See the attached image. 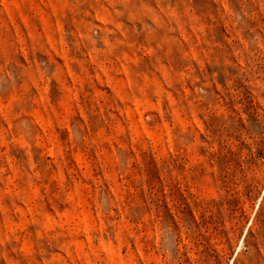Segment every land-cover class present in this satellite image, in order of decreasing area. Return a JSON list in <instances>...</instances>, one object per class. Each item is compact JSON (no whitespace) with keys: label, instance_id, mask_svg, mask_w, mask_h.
Returning a JSON list of instances; mask_svg holds the SVG:
<instances>
[{"label":"rangeland","instance_id":"rangeland-1","mask_svg":"<svg viewBox=\"0 0 264 264\" xmlns=\"http://www.w3.org/2000/svg\"><path fill=\"white\" fill-rule=\"evenodd\" d=\"M0 264H264V0H0Z\"/></svg>","mask_w":264,"mask_h":264}]
</instances>
